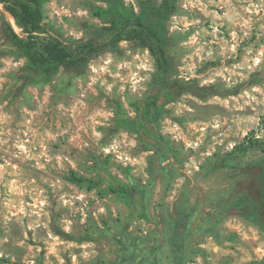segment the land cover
I'll use <instances>...</instances> for the list:
<instances>
[{
    "label": "clouds",
    "instance_id": "1",
    "mask_svg": "<svg viewBox=\"0 0 264 264\" xmlns=\"http://www.w3.org/2000/svg\"><path fill=\"white\" fill-rule=\"evenodd\" d=\"M182 3V9L171 14L168 25L169 33L176 37L171 52L179 61L177 76L173 79L179 78L186 83L195 79L201 87L222 79L226 82L225 88L235 89L248 81L253 73L264 71V40L260 39L264 35V0H182ZM47 7L52 10L50 14L46 13L49 16L47 22L75 42L88 41L89 31L85 23L106 27L92 17L86 0H49ZM188 9L198 11L201 16H193ZM55 17H59L58 22ZM226 22L231 26V39L224 31ZM13 27L20 35L21 30L15 25ZM254 36L255 40L252 39ZM110 40L111 36H107L103 42ZM214 45L219 46V53ZM0 53H3L0 54V152L7 154V158L0 162V217L5 225L15 221L23 233V239L14 241L0 233V249L9 243L16 249H26L19 259L11 252L0 250V264L5 259L8 264H37L42 246L28 243V233L41 228L47 231L44 264H66L61 246L63 251L82 249L72 254L71 264H95L99 255L95 241H65L52 230L53 205L49 189H62L65 183L57 169L66 171L67 166H71L75 170L79 164L68 149L57 150L53 145L60 143V137H65L68 144L84 152L94 141L106 156H114L125 167L140 165L141 169H147V157L151 151H135L139 146L136 133L121 129L109 142L101 144V141L104 130L112 126L116 115L108 106L107 97L118 96L123 108L134 116L136 113L131 111V104L148 91L157 71L156 60L149 48L133 46L128 39H120L91 57L84 73L65 75L62 82L53 81L72 97V102L57 105L54 118L49 122L40 117L53 111L51 84L30 83L24 87L22 96L14 98L13 90L23 84L18 76L29 61L11 44L0 43ZM210 61H219V64L200 71ZM40 89L42 92H38ZM186 99L202 105L218 104L230 115L217 114L208 120H177L174 117H179L182 112L194 111ZM173 105L176 107L174 113L161 115V130L171 133L173 140H182L185 145L183 152L191 150L193 155L184 163L196 171L205 158L212 157L218 147L225 146L229 135L234 133L243 139L253 129L258 137L264 135V84L261 83L241 88L237 94L226 97L214 95L207 100L185 93L178 101L165 104L164 108ZM18 110L21 113L19 119ZM65 112L71 113L72 123H65ZM209 128L216 130L211 136ZM236 146L235 142L229 141L226 148L231 150ZM25 162L49 174L45 179L48 187L25 173L22 168ZM182 182L178 180L176 187ZM25 195L31 198L30 203L24 199ZM88 195L87 191L77 190L59 196L60 203L56 208L67 206L71 210L70 216L65 215L58 220L65 232L73 231V217L77 213L81 214L80 223L86 222ZM76 200L84 202L78 209L73 208ZM106 211L101 206L92 215L98 219ZM227 227L235 233L236 240L219 243L208 237L210 244H202L201 247L211 246L215 252L229 258L231 264H264V225L242 219L228 221ZM191 264H203L202 256H191Z\"/></svg>",
    "mask_w": 264,
    "mask_h": 264
},
{
    "label": "rangeland",
    "instance_id": "2",
    "mask_svg": "<svg viewBox=\"0 0 264 264\" xmlns=\"http://www.w3.org/2000/svg\"><path fill=\"white\" fill-rule=\"evenodd\" d=\"M126 1L136 10L137 7L139 9L141 0H135V4L133 0ZM48 2L49 0H47L45 6L46 21L49 19L46 13L50 14L52 11L50 7H47ZM86 2L92 11V17L100 22L93 15L94 0H86ZM0 7L5 12L1 4ZM182 7V0H178V10ZM212 7H216V5H212ZM187 11L193 16H201L196 10L188 9ZM221 11L223 10L221 9ZM5 13L10 16L9 13ZM55 19L57 22L59 21V17H55ZM2 22L3 16L0 12V43L13 45L3 32ZM170 23L171 20L169 25ZM88 25L90 24L85 23L84 26L87 28ZM224 31L231 39V26L227 22ZM170 36V49H172L175 46L176 37L171 33ZM208 39H211V37H208ZM252 39L255 40L256 37L254 36ZM260 39L264 40V35ZM130 42L133 46L140 47L134 42ZM250 42L247 41L246 43ZM214 47L219 53V46L214 45ZM15 49L21 55L16 47ZM172 55L177 69L179 61L176 55L173 53ZM228 63H231V61H228ZM218 64L219 61H210L200 71H207L209 67H216ZM85 71L86 69L77 71L72 68H61L54 78L47 83L51 84L54 93L51 99L53 111L42 114L41 120L52 121L57 105L61 102L66 104L72 102V97L53 81L62 82V77L65 75H79ZM174 76H177V71H175ZM18 79L22 80L23 84L13 90L12 95L14 98L23 95L26 85L42 82L38 80L35 73L28 70L27 66L21 71ZM151 82L148 91L131 104V111L135 112V106L133 105L135 102L143 101L147 96L151 88ZM174 83L179 88L180 93L172 102L178 101L185 93H191L201 100H207L214 95L226 97L237 94L241 88L253 84H264V71L258 70L253 73L248 81L238 85L235 89L225 88L226 82L222 79L203 87L199 86L198 81L195 79L186 83L176 78ZM68 86H70V81ZM38 92H42V89ZM107 102L108 106L114 109L116 115L113 117L112 126L104 130L105 135L101 144L109 142L115 133L125 129L119 126V119L121 116L129 115V111L123 108L118 96L107 97ZM185 102L194 111L191 113L184 111L179 117H174L175 119L208 120L217 114L230 115L218 104L202 105L192 99H186ZM175 111V105L165 109V112L169 114ZM20 116L21 113L18 110V119ZM131 117H136V114ZM65 123H72L70 112H65ZM125 130L138 135L139 146L135 150L136 152L151 151V155L147 157V169H141L140 165L125 167L114 156H106L94 141H92V146L84 152H81L73 144H68L65 137H60V143L53 145L57 150L68 149L79 161V164L75 170L71 166H67L66 171L57 169L58 174L63 176L65 183L62 189L55 191L49 189V198L53 205L52 230L65 241H76L78 243L95 241L99 252L95 264H191V256L193 255L202 256L203 264H231L229 258L215 252L211 246L201 247V245L210 244L208 237H212L213 242L219 243H223L225 240H236L235 233L227 227V222L230 220L243 219L257 223L249 215L230 210L227 207L231 200L244 189L248 190L258 200L264 215L263 167L259 164L264 158V135L258 137L255 129L243 139L234 133L229 135L225 140V146L218 147L217 152L212 157L205 158L200 164L199 171H196L185 166L184 163L193 155L191 150L183 152L182 149L185 148L183 141L173 140L171 133L162 132L160 123L156 130L153 129L150 134L140 129L139 131ZM208 131L211 136L216 130L209 128ZM21 135H23L22 132ZM252 138L259 140L260 145L249 149L247 152L241 151L238 146ZM229 141L236 143L235 149L229 150L226 148ZM5 158H7V154L0 152V162H3ZM22 168L27 175L34 176L41 185L48 187V184H45V179L49 178L48 173L35 168L33 164L28 162H25ZM145 172L147 175H145ZM73 174L95 179L99 185L91 189L87 183L78 185L69 179ZM51 179H54V177H51ZM178 180L183 182L179 184V187H176ZM110 183L136 185L139 187V195H137L134 202L123 200L116 194L107 192ZM77 190L90 193L86 197L89 206L88 217L86 222L82 224L80 223L81 214L77 213L73 217L75 220L73 231L69 233L63 230L58 220L65 215L70 216L71 210L67 206L59 209L56 206L60 203L59 196L61 194L64 192L75 193ZM5 194H7L6 189ZM24 199L29 203L31 202V198L27 195ZM83 203L81 200H76L73 208L78 209ZM101 206L105 207L107 211L101 213L97 219L92 213L96 212ZM5 211L7 210L5 209ZM179 230L182 233L180 236L178 235ZM0 233L10 236L12 241L23 239L20 225L15 221L5 225L2 217H0ZM28 236V243L42 246L37 264H44V256L47 251L45 244L47 231L43 228L38 229L36 232L30 230ZM32 237H35V239H32ZM0 250L11 252L18 259L26 252V249L19 250L12 247L11 243L3 246ZM61 251L66 264H71L72 254L79 253L82 249L69 248L67 251H63V246H61ZM3 264H8V261L3 260Z\"/></svg>",
    "mask_w": 264,
    "mask_h": 264
},
{
    "label": "trees",
    "instance_id": "3",
    "mask_svg": "<svg viewBox=\"0 0 264 264\" xmlns=\"http://www.w3.org/2000/svg\"><path fill=\"white\" fill-rule=\"evenodd\" d=\"M46 2L47 0H0L5 12L14 17L12 20L0 7L3 32L21 55L27 57L28 70L35 73L39 81L48 83L61 68L85 70L91 57L115 45L120 39H128L140 47H147L155 58L157 67L150 91L143 101L133 104L136 117L121 116L119 126L131 131L140 129L148 134L153 129L156 130L161 115L165 112L164 105L172 102L180 93L173 79L176 63L170 49L171 36L168 31L170 16L178 10V0H141L138 11L126 0H94L93 15L106 27L88 25L89 38L86 43L71 40L46 21ZM13 25L21 30L20 35ZM107 36H111V40L104 43ZM259 145V140L252 138L238 147L247 152ZM259 164L263 167L264 182V158ZM69 179L78 185L87 183L90 189L99 185L95 179L76 174ZM107 192L134 202L139 195V187L110 183ZM227 207L249 215L258 224L264 225L262 208L246 189L238 193ZM180 231L179 236L182 234Z\"/></svg>",
    "mask_w": 264,
    "mask_h": 264
},
{
    "label": "bare ground",
    "instance_id": "4",
    "mask_svg": "<svg viewBox=\"0 0 264 264\" xmlns=\"http://www.w3.org/2000/svg\"><path fill=\"white\" fill-rule=\"evenodd\" d=\"M10 16H11L12 20H14V17L11 14H10Z\"/></svg>",
    "mask_w": 264,
    "mask_h": 264
}]
</instances>
